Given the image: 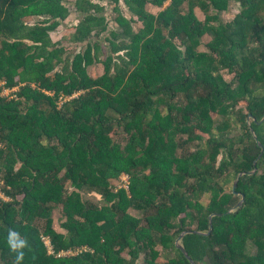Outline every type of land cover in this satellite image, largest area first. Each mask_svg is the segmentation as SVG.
Segmentation results:
<instances>
[{"label": "trees", "instance_id": "trees-1", "mask_svg": "<svg viewBox=\"0 0 264 264\" xmlns=\"http://www.w3.org/2000/svg\"><path fill=\"white\" fill-rule=\"evenodd\" d=\"M123 3L131 18L108 31L95 0L71 2L63 38L86 43L70 58L50 35L63 0H0V80L26 82L0 96V264H14L8 228L28 240L23 264H192L185 230L196 264H264V0Z\"/></svg>", "mask_w": 264, "mask_h": 264}, {"label": "rangeland", "instance_id": "rangeland-1", "mask_svg": "<svg viewBox=\"0 0 264 264\" xmlns=\"http://www.w3.org/2000/svg\"><path fill=\"white\" fill-rule=\"evenodd\" d=\"M73 0H63L65 7L69 10V15L66 18V20L64 21V23L62 24V26H60L58 28L57 31L52 32L50 35L53 37L54 41H56V43H58V47L62 46L65 48V55H70V58H72V56L76 53V52H80L83 50L84 46H85V41H71L70 38L69 39H64L63 37L67 34H70L72 32L73 27L78 23V21L80 20V16H78V14L74 11L75 8L74 6L71 4ZM115 0H95L96 3H98L100 6H102V13L101 15L104 17L105 19V23L107 24V29L109 30H116L117 24L115 22V18L118 16V14L122 13L126 18H131L130 14H128L126 12V6L123 3V0H117V3L114 2ZM69 2V3H68ZM148 11L156 14L160 9L159 8H153V7H149L148 6ZM187 10V6L184 7V11ZM197 11V16L200 20L204 21L206 20L207 17H214V16H218V13L215 11H209L208 14H205L203 11H200L199 8H196ZM239 13V6L232 4L229 7L228 11L225 12H221L219 14V18L221 21L223 22H228L230 20H232L234 18V16L236 14ZM134 20V18H133ZM215 22V20H214ZM212 22V23H214ZM133 30L136 31L138 30L140 27H142V24L139 23L138 21H133L131 23ZM108 31H106L105 33H102L97 39H101L102 43H106L104 42V37L108 35ZM91 39H93L94 41V33L90 36ZM211 37L208 35H205L202 40V44L200 45L199 49L200 50H204V51H208V47H207V43L210 41ZM86 72L89 73L91 76L95 77L99 74L102 73L103 68H102V64L101 63H94L91 65H88L86 67ZM225 76L227 78V80H230L234 73H228V72H224ZM4 80V79H3ZM26 84L25 81H19L18 85H13L11 87H7V89L5 90V94L7 95L6 98L11 99L13 97H16V93L15 91L19 90V88L21 86H24ZM242 105L245 103H241ZM222 155L220 154L219 158H221ZM121 179H126L125 175H121L120 180ZM1 179H0V183H1ZM112 185L116 186V189H118L121 184V182H119V180H111ZM70 190V188L68 189ZM1 193H3L0 190ZM0 193V194H1ZM82 195L85 196V198L90 199L92 202H97L98 200V196L95 195L94 193H87L84 192ZM209 200V196H206L203 198L204 202H207ZM52 216L54 219V226L60 230V231H64V229L62 228V221L64 219L63 213H62V206L61 205H56L54 206L53 210H52ZM177 239V237L175 238V240ZM47 241H49L48 238H46ZM75 253V252H74ZM162 258H160L159 261H161ZM136 264H144L143 263V255L140 254V256L136 259ZM202 264H209L208 262L202 263Z\"/></svg>", "mask_w": 264, "mask_h": 264}, {"label": "clouds", "instance_id": "clouds-1", "mask_svg": "<svg viewBox=\"0 0 264 264\" xmlns=\"http://www.w3.org/2000/svg\"><path fill=\"white\" fill-rule=\"evenodd\" d=\"M4 241L10 252L14 254V264H23L25 250L29 248L28 240L14 228H8L4 234Z\"/></svg>", "mask_w": 264, "mask_h": 264}, {"label": "water", "instance_id": "water-1", "mask_svg": "<svg viewBox=\"0 0 264 264\" xmlns=\"http://www.w3.org/2000/svg\"><path fill=\"white\" fill-rule=\"evenodd\" d=\"M264 120V116L263 118L261 119V121ZM257 161V160H256ZM256 161H254V164H256ZM256 171V168L252 171H250L249 173H254ZM245 172H240L234 182V185H233V189L235 191V188L237 186V183H238V180L239 178L244 174ZM244 201V195L242 196V199L237 203V205H235L234 207H232L229 211H234L236 209L237 206H240ZM212 216L211 215V219H210V229L208 231V233L211 231L212 229ZM190 232V230H185V231H181L180 234L178 235L177 239L175 240V245L176 247H178L182 252L183 254L185 255L186 258H189L191 263L192 264H196L195 261L190 257V255L188 254L187 250H185L182 242H181V239H182V236H184L186 233Z\"/></svg>", "mask_w": 264, "mask_h": 264}, {"label": "built area", "instance_id": "built-area-1", "mask_svg": "<svg viewBox=\"0 0 264 264\" xmlns=\"http://www.w3.org/2000/svg\"><path fill=\"white\" fill-rule=\"evenodd\" d=\"M7 87H11V86H8V85H7L5 79H4V80L1 79V80H0V96H1V97H6V96H7V95L4 93L5 90L7 89ZM15 93H16V91H15ZM70 97H71V96L60 97L59 102H58L59 105L62 104V101H63V100L69 99ZM0 145H1V142H0ZM122 175H125V176H126V179H121V180H120V177H121V175H120V177L118 178V180H119V182H121V184H120L119 186L127 189V187H128V176H127L126 174H122ZM120 187H119V188H120ZM0 193H1V192H0ZM0 195L2 196L3 193H1ZM46 244H47L48 247H49L50 253H54V251H53V249H52V247H51V245H50V241H47V240H46Z\"/></svg>", "mask_w": 264, "mask_h": 264}, {"label": "crops", "instance_id": "crops-1", "mask_svg": "<svg viewBox=\"0 0 264 264\" xmlns=\"http://www.w3.org/2000/svg\"><path fill=\"white\" fill-rule=\"evenodd\" d=\"M168 5H169V2H168V3H166L165 7H166V6H168ZM165 7H164V8H165ZM159 11H160V10H159Z\"/></svg>", "mask_w": 264, "mask_h": 264}]
</instances>
